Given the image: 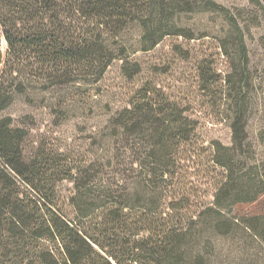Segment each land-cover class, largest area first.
<instances>
[{"label": "trees", "instance_id": "1", "mask_svg": "<svg viewBox=\"0 0 264 264\" xmlns=\"http://www.w3.org/2000/svg\"><path fill=\"white\" fill-rule=\"evenodd\" d=\"M253 2L264 18V0ZM176 12L220 13L239 41L232 145L215 143L222 172L212 203L192 211L184 199L169 203L158 193L154 181L172 178L174 152L192 132L161 95L158 105L148 98L150 89L115 122L116 135L137 134L157 148L142 163L147 178L138 199L106 184L96 164L71 165L44 145L27 151L28 132L2 116L26 81L53 87L89 69L101 78L123 58L112 40L131 25L142 28L145 51L168 35L184 36L176 24L163 27ZM248 66L237 19L212 0H0V264H223L219 242L239 231L264 247V158L256 159L247 132ZM63 181L74 185L68 207L57 199Z\"/></svg>", "mask_w": 264, "mask_h": 264}, {"label": "rangeland", "instance_id": "2", "mask_svg": "<svg viewBox=\"0 0 264 264\" xmlns=\"http://www.w3.org/2000/svg\"><path fill=\"white\" fill-rule=\"evenodd\" d=\"M212 1L230 11L244 34L249 59L244 75L248 82L247 132L256 159L262 160L263 14L253 0ZM169 16L163 24L165 30L167 25L176 24L184 36L168 35L156 48L145 51L143 30L133 24L112 40L123 58L115 60L101 78L97 79L89 69L53 87L43 81H26L25 94L16 96L2 116L11 117L15 126L28 132V152L44 145L68 155L71 165L96 164L102 168L106 184L130 189L131 199L135 200L146 185L147 172L142 163L157 148L153 140L137 134L127 140L125 135L118 136L121 132L115 122L150 89L148 98L158 105L161 95L169 106L176 107L192 132L190 140L180 143L179 151L174 152L172 178L156 180L155 186L159 187L158 193L163 192L164 200L170 203L184 199L196 211L214 201L217 182L221 180L222 170L212 158L215 143L232 145L229 95L239 41L220 13L176 12ZM4 45L6 49L5 42ZM57 192L58 201L67 206L74 195V185L63 181L57 185ZM252 208L247 206L244 211ZM237 234L219 242L216 254L223 264H264V247L240 231Z\"/></svg>", "mask_w": 264, "mask_h": 264}]
</instances>
